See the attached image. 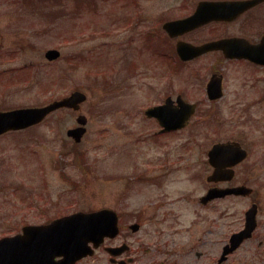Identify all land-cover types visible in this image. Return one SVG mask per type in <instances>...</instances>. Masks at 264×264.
<instances>
[{
	"label": "rangeland",
	"instance_id": "374dc122",
	"mask_svg": "<svg viewBox=\"0 0 264 264\" xmlns=\"http://www.w3.org/2000/svg\"><path fill=\"white\" fill-rule=\"evenodd\" d=\"M78 1L82 10L71 21L68 2L47 0L40 9L35 0H23V7L0 0V110L45 105L78 90L86 95L78 113L87 117L79 143L66 137L78 115L71 110L0 136V237L48 222L68 203L92 208L105 202V194L122 193L139 210L141 227L130 240L156 241L172 250V262L161 264H264V105H242L249 95L238 103H201L187 129L155 141L150 137L154 124L143 109L165 96L167 74L142 58L126 77L137 50V42L127 39L139 37L159 16L184 15L193 0H136L127 6L141 15L133 31L124 18L115 20L124 15L120 0ZM103 28L109 34L103 35ZM52 48L61 58L49 62L44 53ZM194 67L204 72L208 64ZM189 72L169 75L172 90L189 86L184 80ZM253 75L260 81L261 72ZM186 91L190 100L198 95L192 88ZM226 139H239L251 149L237 178L252 188L261 226L218 263L223 245L242 227L247 204L228 198L212 211L199 203L208 187L206 152ZM163 151L168 172L161 177L156 157Z\"/></svg>",
	"mask_w": 264,
	"mask_h": 264
},
{
	"label": "flooded vegetation",
	"instance_id": "af4514ba",
	"mask_svg": "<svg viewBox=\"0 0 264 264\" xmlns=\"http://www.w3.org/2000/svg\"><path fill=\"white\" fill-rule=\"evenodd\" d=\"M6 1L11 2L15 7H20L21 5L23 7V0ZM135 1L120 0L124 15L120 14V16L115 17V20L124 18V25L129 27L130 31L135 29L141 18L140 12H128L130 8L127 6L132 5ZM187 4L189 6V3ZM89 5L92 6V3H89ZM90 8L86 7L87 10H90ZM188 8L189 11L187 13L178 17H171L167 14L159 16L151 26L141 30L139 37L133 36L127 39V42L133 44L135 41L137 42V50L133 54L134 57L132 55L135 59L128 60L126 77L129 78L136 71V63L139 66V61L142 58H144L143 63L149 60L155 62L158 66L159 74H167L165 96L160 98L158 102H154L143 109L144 117L154 124L150 137L155 141H161L167 135L176 134L187 129V126L197 115L201 103L206 102L210 107L220 102L231 104L233 100L238 103L240 99L249 95L252 98H247L242 105H248L249 107L253 104L264 105V64L245 58L242 55V52L249 50L253 54L258 53L264 56V49H259V44L264 41V0H193V3ZM81 10L82 8L77 6L75 2L70 3L69 14L71 21ZM114 14L117 15L116 10H114ZM101 33L103 35L109 34L106 28H103ZM179 44H184L190 48L188 53L191 57L190 59L182 60L180 58L177 50ZM131 47L128 46L127 49ZM103 48L105 51L107 44L101 47V49ZM127 52L133 51L127 50ZM250 52H247V54H252ZM89 54V56L94 55L93 52ZM202 61L208 64L204 72L194 67L196 63H201ZM185 69L190 71L184 78V80H190L187 83L189 84L187 87L192 88L198 94L194 100H190L191 97L186 91L187 87L172 90L173 83L169 80V75ZM257 72H261L260 81L257 76L253 75V73L256 74ZM162 106H164L162 112L164 124L157 117H148L144 113L147 108ZM189 108H192L193 113L188 119L177 122L181 123L182 127L173 128L172 118H183ZM222 142L234 143V148L241 152V154H244V158L239 162H234L229 168L232 178L228 182H206L208 185L206 191L211 187L219 186H248L245 180L240 181L237 178V173L247 164L251 155L250 147L245 146L243 141L239 139L218 140L212 143L211 146ZM166 155L167 153L163 151L156 157L162 163L159 165V168H156L161 177L168 172ZM209 167L210 171L207 173L205 181L213 171L210 165ZM137 177L140 178L139 173ZM103 197H105V202L100 206L92 208H84L80 203H68L64 205L65 207L62 206V212L59 211L56 217H54L67 216L76 212L104 210L111 218H115L116 234L104 237L99 246L93 250L91 256H85L74 264H161L162 262H172L173 253H171L172 250H168V245L157 243L156 241L153 243H137L130 240L138 233L132 232L131 226L139 224V210L137 207L133 208L129 195L122 193L105 194ZM252 197L253 193L246 196L228 195L223 198L212 199L202 204V206L208 207L213 211L216 208L215 204L217 202L227 200L228 198L235 201L242 200L247 203L243 210L242 227L229 236V241L232 235L244 228L245 212L251 205L256 204L254 200H251ZM259 207L257 205V212L254 217V229L248 239H252L254 233L261 226V223L259 224L257 220ZM110 222L112 225L113 220ZM22 228L23 226L18 231L1 236L0 238L20 234ZM162 249L164 251H161ZM101 252L104 255L100 258L97 257ZM159 254H165L166 257L164 259L156 258L155 256ZM58 260L59 258H55V261Z\"/></svg>",
	"mask_w": 264,
	"mask_h": 264
},
{
	"label": "water",
	"instance_id": "95a60500",
	"mask_svg": "<svg viewBox=\"0 0 264 264\" xmlns=\"http://www.w3.org/2000/svg\"><path fill=\"white\" fill-rule=\"evenodd\" d=\"M178 53L182 60L190 59V48L184 44L177 46ZM198 52V51H195ZM59 52L54 49L45 52V58L49 61L56 59ZM264 63V59L260 60ZM86 99L85 94L79 91L71 93L68 97L52 101L42 107H26L8 111H0V135L8 131H16L27 128L41 122L48 114L58 108L66 107L74 111L79 109L81 103ZM162 107H153L146 110L147 116H155L164 124ZM186 119V117H185ZM184 119V120H185ZM180 120L183 118H172L173 128L181 127ZM77 122L80 125L86 124L85 116H78ZM85 132L84 127H77L67 131V135L75 142H79ZM209 162L214 166L213 173L208 181L230 180L232 174L226 170L230 166L233 156L238 160L243 154L234 148L233 143H218L213 145L208 152ZM251 189L245 186L235 188H212L202 200L207 201L215 197H223L227 194L247 195ZM256 207L246 213L245 230L232 235L230 246H225L220 262L226 259V255L234 251L240 243L248 238L254 228V217ZM104 211L91 213L79 212L70 216L61 217L45 225H33L23 227L21 235L3 238L0 240V264H73L76 260L92 254L93 247H97L105 236H114L117 232L115 219L110 226L109 218ZM138 225L131 226L133 232L137 231ZM55 257H61L54 261Z\"/></svg>",
	"mask_w": 264,
	"mask_h": 264
}]
</instances>
